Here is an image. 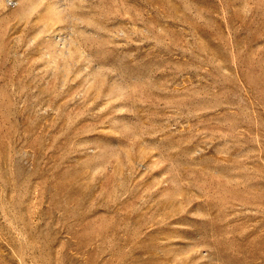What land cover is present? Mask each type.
Segmentation results:
<instances>
[{
    "label": "rangeland",
    "instance_id": "374dc122",
    "mask_svg": "<svg viewBox=\"0 0 264 264\" xmlns=\"http://www.w3.org/2000/svg\"><path fill=\"white\" fill-rule=\"evenodd\" d=\"M0 264H264V0H0Z\"/></svg>",
    "mask_w": 264,
    "mask_h": 264
}]
</instances>
